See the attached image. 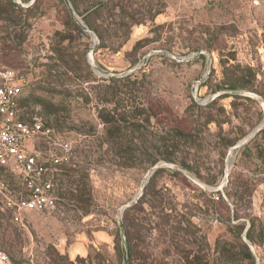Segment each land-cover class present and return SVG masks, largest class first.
I'll return each mask as SVG.
<instances>
[{"label":"rangeland","instance_id":"obj_1","mask_svg":"<svg viewBox=\"0 0 264 264\" xmlns=\"http://www.w3.org/2000/svg\"><path fill=\"white\" fill-rule=\"evenodd\" d=\"M7 69L72 147L54 208L0 199L11 264H264V0H0Z\"/></svg>","mask_w":264,"mask_h":264},{"label":"built area","instance_id":"obj_2","mask_svg":"<svg viewBox=\"0 0 264 264\" xmlns=\"http://www.w3.org/2000/svg\"><path fill=\"white\" fill-rule=\"evenodd\" d=\"M0 170L10 171L22 190L13 195L9 184L0 177V199L12 219L24 224L25 213L56 206L55 171L69 161L71 144H61L62 152L49 155L38 148L41 140L51 139V129L34 117L21 118L19 98L23 94L22 77L15 70L0 71ZM0 264H11L0 251Z\"/></svg>","mask_w":264,"mask_h":264},{"label":"trees","instance_id":"obj_3","mask_svg":"<svg viewBox=\"0 0 264 264\" xmlns=\"http://www.w3.org/2000/svg\"><path fill=\"white\" fill-rule=\"evenodd\" d=\"M130 75H132V74H130ZM130 75H127V77L128 78H130L131 76ZM136 77L139 75V74H134ZM130 76V77H129ZM116 79H118V78H115V77H111V80L113 81V80H116ZM137 150H139V149H137V148H131V147H128V148H126V147H122V146H119L118 144H115L114 146H113V148H112V151H113V153H114V155L116 156V157H122V156H127V159H128V161H130L131 163H129V164H135V158H137V154H136V152H137ZM132 152V153H131ZM136 154V155H135ZM157 159L156 158H154L151 162H150V164L151 165H154L155 163H157ZM183 165H185L184 163H182ZM238 227H240V228H242V225H237ZM254 224L253 223H251L250 224V226L247 228V230H246V238L250 241V242H254V239H255V235H254ZM244 247L245 248H247V249H249V247H248V245H247V243H244ZM252 254V253H251Z\"/></svg>","mask_w":264,"mask_h":264},{"label":"water","instance_id":"obj_4","mask_svg":"<svg viewBox=\"0 0 264 264\" xmlns=\"http://www.w3.org/2000/svg\"><path fill=\"white\" fill-rule=\"evenodd\" d=\"M156 167H157V166H156ZM156 167H155V168H156Z\"/></svg>","mask_w":264,"mask_h":264}]
</instances>
